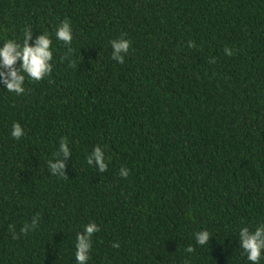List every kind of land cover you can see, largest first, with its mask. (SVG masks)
<instances>
[{
  "label": "trees",
  "instance_id": "trees-1",
  "mask_svg": "<svg viewBox=\"0 0 264 264\" xmlns=\"http://www.w3.org/2000/svg\"><path fill=\"white\" fill-rule=\"evenodd\" d=\"M26 27L51 35L54 68L20 96L0 85V264H76L89 222L88 264H250L238 236L264 222V0H0V43ZM96 146L105 172L86 162Z\"/></svg>",
  "mask_w": 264,
  "mask_h": 264
},
{
  "label": "clouds",
  "instance_id": "clouds-1",
  "mask_svg": "<svg viewBox=\"0 0 264 264\" xmlns=\"http://www.w3.org/2000/svg\"><path fill=\"white\" fill-rule=\"evenodd\" d=\"M55 38L63 41L66 45L73 41V32L69 20L61 21L55 28ZM112 47V59L123 64L125 57L131 47V41L126 38L114 39L110 41ZM53 39L45 31L40 33L33 40V29L26 27L22 33V42L19 38L5 37L0 43V85H3L8 93H14L20 96L25 93L26 81H41L49 77L54 68ZM226 54L231 55V49H225ZM19 64V66H17ZM25 134L23 126L19 122H14L11 129V136L17 140ZM59 152L61 157L72 155L70 143L66 139H61L59 143ZM58 157L54 160H48V167L53 175H65L66 163L63 158ZM86 162L94 166L98 171L105 172L108 169V159L105 157V151L100 146H96L91 153L86 156ZM129 170L121 168L120 176L127 177ZM38 227L34 218L30 224L26 223L21 232L27 234L30 230ZM14 232V229H13ZM100 232V227L95 222H89L83 226V229L76 234L75 239V260L76 264H88L92 250V237ZM198 245L209 243L212 234L207 229H202L195 234ZM15 238V232H14ZM239 246L247 255L250 264H260L264 257V222L255 227L254 230L248 226H242L239 230ZM113 247L119 248V243H114ZM194 249L189 246L187 251Z\"/></svg>",
  "mask_w": 264,
  "mask_h": 264
}]
</instances>
